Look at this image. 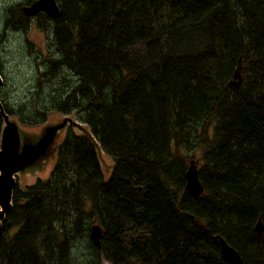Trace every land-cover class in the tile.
<instances>
[{
  "label": "trees",
  "instance_id": "16d2710c",
  "mask_svg": "<svg viewBox=\"0 0 264 264\" xmlns=\"http://www.w3.org/2000/svg\"><path fill=\"white\" fill-rule=\"evenodd\" d=\"M57 2V18L38 17L57 55L40 76H77L51 107L87 134L55 135L49 176L15 185L0 264H228L217 234L264 264V0ZM19 9L5 26L26 28ZM191 158L199 196L184 192Z\"/></svg>",
  "mask_w": 264,
  "mask_h": 264
},
{
  "label": "rangeland",
  "instance_id": "374dc122",
  "mask_svg": "<svg viewBox=\"0 0 264 264\" xmlns=\"http://www.w3.org/2000/svg\"><path fill=\"white\" fill-rule=\"evenodd\" d=\"M30 2L0 0V78L4 85L0 88V108L7 112L9 120L18 127L21 140L19 155L27 153L28 146L32 149L40 145L37 154L31 155L29 159L25 157L26 162L36 157L38 160L26 171L22 170L24 162L15 175V185L20 188L49 176L55 154L46 150L50 149L55 135L60 140L67 130L87 134L85 124L79 121L75 112L62 114L51 107V100L58 105L63 101L59 94H66L78 82L73 72L61 67H56L52 75L40 76L43 70L41 62L57 58L51 33L43 31L38 19H32L31 25L22 30L4 25L5 19L10 16V9L20 5L19 11L22 13L21 6ZM24 139L27 141L24 142ZM97 153L101 170L108 176L113 161L99 147ZM79 254L81 252H77L78 259ZM106 263L110 264L104 260L101 262Z\"/></svg>",
  "mask_w": 264,
  "mask_h": 264
},
{
  "label": "water",
  "instance_id": "95a60500",
  "mask_svg": "<svg viewBox=\"0 0 264 264\" xmlns=\"http://www.w3.org/2000/svg\"><path fill=\"white\" fill-rule=\"evenodd\" d=\"M21 11L26 17H33L43 12L48 18L55 19L59 15V6L57 0H33L31 3L21 6ZM2 83L0 78V86ZM229 84L235 88L240 86L241 77L238 71L234 73ZM0 114L3 120L0 136V218H2L12 206L15 175L18 173L19 169H21L24 162L26 165L29 159L28 157L38 153L40 145L38 147H32V149L27 148V153L25 152L19 155L21 140L18 127L14 122L9 120L7 114L1 108ZM25 157L28 158L27 162L25 161ZM184 192L191 196H199L204 192V188L198 176V168L193 159H191L185 171ZM254 228L257 234L263 232V222L260 218L256 222ZM101 235L102 227L99 224H93L90 227V237L96 246H99ZM215 237L219 244L221 257L228 264H244L240 254L233 246H231L220 234H217Z\"/></svg>",
  "mask_w": 264,
  "mask_h": 264
},
{
  "label": "flooded vegetation",
  "instance_id": "af4514ba",
  "mask_svg": "<svg viewBox=\"0 0 264 264\" xmlns=\"http://www.w3.org/2000/svg\"><path fill=\"white\" fill-rule=\"evenodd\" d=\"M32 2V1H31ZM30 2V3H31ZM40 15H43V13L42 12H40V13H38L37 15H35L34 17H32V18H28V25L30 26L31 25V22H32V19H38V17L40 16ZM4 85L2 84L1 86H0V88L1 87H3ZM191 159H193L194 161H195V164L197 165V168H199L200 167V160L201 159H196V158H191ZM191 161V160H190ZM190 163V162H189ZM189 166V165H188ZM188 168V167H187ZM254 230H255V228H254ZM256 232V231H255Z\"/></svg>",
  "mask_w": 264,
  "mask_h": 264
},
{
  "label": "bare ground",
  "instance_id": "6f19581e",
  "mask_svg": "<svg viewBox=\"0 0 264 264\" xmlns=\"http://www.w3.org/2000/svg\"><path fill=\"white\" fill-rule=\"evenodd\" d=\"M2 127H3V125H2ZM2 130V129H1ZM238 158V157H237ZM171 178V177H170ZM92 240V239H91ZM94 244V243H93ZM97 247V246H96ZM219 250H220V248H219ZM107 264V263H106Z\"/></svg>",
  "mask_w": 264,
  "mask_h": 264
}]
</instances>
